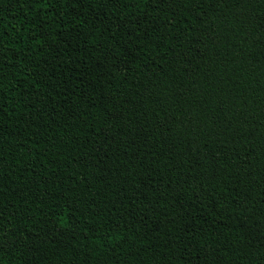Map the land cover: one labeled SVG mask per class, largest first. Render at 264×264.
Instances as JSON below:
<instances>
[{
    "label": "trees",
    "instance_id": "obj_1",
    "mask_svg": "<svg viewBox=\"0 0 264 264\" xmlns=\"http://www.w3.org/2000/svg\"><path fill=\"white\" fill-rule=\"evenodd\" d=\"M0 264H264V0H0Z\"/></svg>",
    "mask_w": 264,
    "mask_h": 264
}]
</instances>
